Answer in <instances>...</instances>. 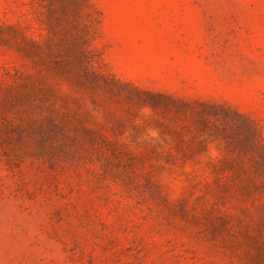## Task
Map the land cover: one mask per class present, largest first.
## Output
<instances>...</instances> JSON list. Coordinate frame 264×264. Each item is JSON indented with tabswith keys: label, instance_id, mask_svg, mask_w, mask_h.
Wrapping results in <instances>:
<instances>
[{
	"label": "rangeland",
	"instance_id": "1",
	"mask_svg": "<svg viewBox=\"0 0 264 264\" xmlns=\"http://www.w3.org/2000/svg\"><path fill=\"white\" fill-rule=\"evenodd\" d=\"M0 264H264V0H0Z\"/></svg>",
	"mask_w": 264,
	"mask_h": 264
}]
</instances>
